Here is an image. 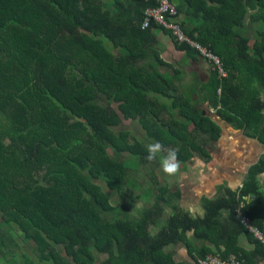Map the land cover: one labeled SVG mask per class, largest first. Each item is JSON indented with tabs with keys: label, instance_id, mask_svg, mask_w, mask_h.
<instances>
[{
	"label": "trees",
	"instance_id": "trees-1",
	"mask_svg": "<svg viewBox=\"0 0 264 264\" xmlns=\"http://www.w3.org/2000/svg\"><path fill=\"white\" fill-rule=\"evenodd\" d=\"M171 1L187 35L228 73L220 80L213 72L199 101L197 91H182L184 71L162 58L157 31L188 57L199 50L159 24L142 28L157 0H0V263L95 264L101 256L100 264H197L213 254L264 264V246L236 219L243 206L264 232L256 208L264 155L242 188L205 200V216L193 219L179 207L180 192L158 182L159 155L149 161L145 143L115 130L137 121L161 152L175 149L179 163L209 161V143L222 130L202 102L264 146V0ZM140 163L151 165L152 185L132 196L129 172ZM113 194L149 207L131 216ZM192 230L213 248L191 246L190 260L178 262L171 246ZM243 237L252 250L240 245Z\"/></svg>",
	"mask_w": 264,
	"mask_h": 264
},
{
	"label": "crops",
	"instance_id": "crops-1",
	"mask_svg": "<svg viewBox=\"0 0 264 264\" xmlns=\"http://www.w3.org/2000/svg\"><path fill=\"white\" fill-rule=\"evenodd\" d=\"M178 2L180 3V0ZM162 33L165 37L158 35L157 46L162 58L173 64L175 68L184 71L180 82L182 91L188 94L197 91L194 98L197 101L201 100V89L210 84L213 79L212 64L200 54L195 58L188 57L185 52L176 49L172 36ZM170 75L173 73L170 72ZM200 106L204 109L205 116L216 119L222 130L221 138L217 142L209 143V161L193 157L188 162L181 163L179 171L174 175L156 172L161 185H167L173 192H180L179 207L193 219L205 216L203 207L205 200H215L223 196L226 190L237 191L242 188L250 168L255 166L264 155V146L258 141L250 139L243 131L215 118L214 112H211L207 103L200 102ZM206 111H210L211 115H208ZM215 146L217 152L212 151ZM259 181L264 191V175L259 178ZM263 205L256 207L260 215H264ZM186 234L185 242L179 241L171 246L178 262L190 260L191 246L213 248L209 243L196 240L193 230ZM240 245L246 250L253 249V245L244 237L241 238Z\"/></svg>",
	"mask_w": 264,
	"mask_h": 264
},
{
	"label": "built area",
	"instance_id": "built-area-1",
	"mask_svg": "<svg viewBox=\"0 0 264 264\" xmlns=\"http://www.w3.org/2000/svg\"><path fill=\"white\" fill-rule=\"evenodd\" d=\"M158 6L149 8L144 15L142 28L148 29L152 24H159L166 30L170 31L173 37L180 43H187L199 50L200 54L207 59L213 66L214 72L219 75L220 80L228 78V73L225 70L222 60L216 56L209 49L203 47L192 38H190L184 31L180 19L179 11L171 0H157ZM221 93V92H220ZM236 212V219L242 226L248 230L253 237L264 246V232L255 227L251 219L245 216L241 209ZM197 264H244L235 256H231L227 260H223L217 255H207L203 258L197 259Z\"/></svg>",
	"mask_w": 264,
	"mask_h": 264
},
{
	"label": "rangeland",
	"instance_id": "rangeland-1",
	"mask_svg": "<svg viewBox=\"0 0 264 264\" xmlns=\"http://www.w3.org/2000/svg\"><path fill=\"white\" fill-rule=\"evenodd\" d=\"M176 2H178V0H175ZM179 3V2H178ZM247 33L248 35L253 39L252 42V46L255 43V39H256V26H253L250 24L249 20H248V28H247ZM157 34L160 36L165 37V35L162 33V31H157ZM186 62V61H184ZM212 112V111H211ZM206 113L208 115L210 114V111H206ZM116 132H119L121 130H128L131 131L132 134L137 137L140 141H142L143 143H145L147 146H149L152 143V140H148L145 136L144 131L142 130L140 124L137 121H122V124L115 128ZM212 151L217 152V148L216 146L212 149ZM110 153L113 154V151L110 150ZM161 153V154H160ZM159 155L158 160L161 161V158L165 155H167V152L163 153V152H159L157 153ZM124 159L131 163V164H136V162L139 161V159L130 156V155H124L123 156ZM181 164V163H180ZM135 166V165H134ZM133 167L132 170H130L129 172V184L126 187V191L132 195V196H136L137 194H143V192L147 191V188L150 187L152 185V181H151V173H152V167L150 164L148 163H140L138 165V167ZM159 172V173H163L162 167H161V162L159 167L155 170V173ZM112 202L115 205H120V206H125L128 208L130 215L134 216V217H140L141 214L143 213V211H145L148 207H149V203L148 201H130L129 199H126L125 201L122 200L118 194H113L112 195ZM159 229H155L152 231V233H157ZM21 241V240H20ZM22 243V241H21ZM23 244V252L27 253L31 256V258L36 260L35 254L33 253V248L31 247V245H26L24 243ZM23 255L20 254L19 258L22 259ZM103 258V257H102ZM100 259L101 256L98 258L97 262L95 264H100ZM0 264H6V263H0Z\"/></svg>",
	"mask_w": 264,
	"mask_h": 264
},
{
	"label": "clouds",
	"instance_id": "clouds-1",
	"mask_svg": "<svg viewBox=\"0 0 264 264\" xmlns=\"http://www.w3.org/2000/svg\"><path fill=\"white\" fill-rule=\"evenodd\" d=\"M162 145L159 142L150 144L148 146V156L149 161H153L157 158V153L162 151ZM161 167L166 175H174L179 171L180 163L178 160V153L175 149H167V155L161 158Z\"/></svg>",
	"mask_w": 264,
	"mask_h": 264
},
{
	"label": "water",
	"instance_id": "water-1",
	"mask_svg": "<svg viewBox=\"0 0 264 264\" xmlns=\"http://www.w3.org/2000/svg\"><path fill=\"white\" fill-rule=\"evenodd\" d=\"M215 123H217L218 124V122L216 121V119L214 120V119H212ZM219 125V124H218Z\"/></svg>",
	"mask_w": 264,
	"mask_h": 264
}]
</instances>
